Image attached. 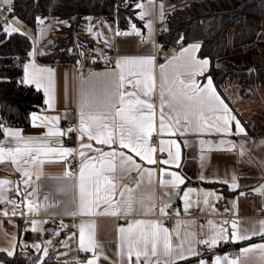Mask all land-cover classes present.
Segmentation results:
<instances>
[{
    "label": "snow or ice",
    "instance_id": "6c2138e0",
    "mask_svg": "<svg viewBox=\"0 0 264 264\" xmlns=\"http://www.w3.org/2000/svg\"><path fill=\"white\" fill-rule=\"evenodd\" d=\"M5 4L11 3V0H4ZM135 8L142 9L138 14L143 19L146 12L143 11V4H135ZM163 9V5H161ZM8 12L12 9L9 6ZM163 13L161 12V18ZM15 21L17 18L12 17ZM89 21L87 33L98 42L102 40L103 44L111 48V41L99 31H94L91 25V17H85ZM60 24H67V21H57ZM37 25H43L44 19L37 16ZM151 33V22L144 25ZM7 34L16 31L11 25H5L3 28ZM44 29L37 30V41L44 34ZM111 32V28H109ZM115 36H142L141 31L135 23L130 21L129 29L121 32L117 28ZM151 36L149 35L148 39ZM147 42V40H142ZM200 48L199 44H191L180 49L178 54L166 60L161 64L160 82H159V117L157 123L156 104L151 102L157 89V80L154 73V57L151 55L142 57H120L115 60L113 68H106L103 74H87V80L91 81L101 75L104 78V87L100 92L96 90L87 91L83 87L78 95V120L77 124L70 129L62 130L57 127L59 117L41 115L37 112L30 113L33 127H44L47 132L44 134L47 139L38 137H25L21 135L19 129L11 128L0 123V132L3 139L0 140V161L10 160L20 171L22 177H28L23 182L28 184L32 175V168L43 163L42 157L55 156L64 160L67 164V158L79 156V175L76 178L78 188V214L81 216H93L101 204L107 205L102 215L121 216L131 215L136 211V205L145 212H151L154 205L151 201L154 199L151 193H146L136 197L133 189H121L120 198L115 199L116 189L118 187L115 175L119 167L121 172L136 170L143 176L147 172L149 183L151 177L158 171L159 185L162 189L169 188L177 195L181 192L183 196L185 211L195 203L197 206L201 203L209 205L210 199L216 197V193L197 190L193 188H182L185 185L187 177L180 171L170 170L179 169L182 163V147H188V140L185 139L183 145L178 142V137H186L189 133L196 136L219 137L218 142L212 140L199 139L201 156L203 162L204 153L216 151H233L239 149L238 155H245V144L248 137L246 129L242 126L240 120L232 113L230 107L218 94L213 79L207 77V82L201 86L197 83L195 77L202 75L209 66L207 58L200 59L196 55V50ZM95 51V49H92ZM69 52L72 49H68ZM43 54V53H39ZM54 54V53H53ZM104 58L107 63L104 52L97 53ZM29 57L37 55L35 51H29ZM83 50H80V56H85ZM77 63H81L78 59ZM55 70L52 68L39 67L34 60H29L23 65V77L21 83L24 85H34L37 91H42L44 104L49 109L54 107L55 103ZM85 83L82 76L81 84ZM167 109V112L165 111ZM72 132L77 134L79 148L67 147L60 144L59 147L51 146L54 142L59 143V138ZM178 134V137H177ZM165 136L167 137L165 139ZM244 137L239 143L233 142L229 137ZM14 145V146H6ZM126 150V151H125ZM91 152L93 155H88ZM159 152L161 158L157 159L156 153ZM166 153V158L163 154ZM146 162L149 165L159 164L167 167L159 169H143L142 164L137 162ZM119 161V164H117ZM23 163L28 167L19 168ZM37 177L40 172L37 170ZM64 176L71 178L73 173L67 167ZM201 181L219 182L227 185L229 190L234 191L239 187L238 177L233 172L231 179L212 181L202 173L199 176ZM11 181L0 180V203L12 205V213L16 214V206L22 203L23 207L19 213L24 216L27 213L38 214L39 205L33 206L25 197L22 201L9 199L7 191H10ZM139 184V181H137ZM6 186H9L6 188ZM264 195V186L260 189H254ZM127 192V196L125 195ZM196 192L197 199H190V194ZM16 194L20 195L19 188ZM32 193H28L31 196ZM240 195H244L243 192ZM219 198V197H217ZM47 199V198H46ZM147 202V207L145 204ZM159 211L163 216L166 214L167 202L162 201ZM0 212L7 215L8 209H2ZM70 215H76L77 212H70ZM178 214V213H177ZM179 223V222H178ZM208 232L203 233V238L198 241L200 246L207 247L210 251L219 243L250 241L253 236H259L264 240V220L253 222L251 228L241 230L236 220L231 221V228L227 227L228 220L217 224L212 220L208 222ZM64 228L70 227L63 225ZM71 227H77L73 223ZM78 249L83 253H91L86 259H77L75 264H99L101 258L107 260L103 255L101 247L98 245L91 222H80ZM33 232L38 230V222L32 221ZM117 251L119 264H178L180 261H188L189 257H199L196 264H206V260L201 256L196 244H193L188 237L191 233H185L184 238L179 237V231L173 230L179 240L174 243L171 239L173 232L163 226L159 221L136 220L128 222L127 226H119L117 229ZM58 234V233H57ZM68 239L75 240V234ZM64 245V241L60 242ZM48 244L44 242L42 248L40 243L33 244L34 249L40 255L32 261V264H43L48 255ZM187 245V246H186ZM66 246V245H65ZM16 245L13 244L10 249H0L6 252L8 257L14 256ZM27 247V245H25ZM240 253L247 256L251 253H258L260 264H264V243H251L248 247H242ZM3 264V262H0ZM211 264H239V258L231 259L227 254L213 255Z\"/></svg>",
    "mask_w": 264,
    "mask_h": 264
},
{
    "label": "crops",
    "instance_id": "0c3cea01",
    "mask_svg": "<svg viewBox=\"0 0 264 264\" xmlns=\"http://www.w3.org/2000/svg\"><path fill=\"white\" fill-rule=\"evenodd\" d=\"M118 1L122 2V4H132V8L135 10L134 19L128 20L126 26L120 27L116 23L115 15L109 17L86 16L91 17V25L93 26L94 31H99L110 39L111 48H109L103 44L102 40L98 42L95 38L88 35L87 26L89 21L84 17L79 31L75 34V39L69 46V49L72 48V52H75L77 55V58L74 61L68 62L57 59L50 61L45 60L44 58L51 52L50 47L52 45H46L45 43L51 38L52 43L55 42L59 36L57 30L60 27L67 25L60 24L57 21L65 20L56 19L54 17L45 18L44 24L39 25L40 27H43L45 31L38 41L35 34L36 27L31 30H27L30 34L36 37L35 40L37 47L36 49L32 48V51H35L37 55L34 57H28L21 63V80L23 77V65L29 60H34L35 64L39 67L52 68L55 70L54 107L49 109L48 106L44 104L43 92L39 91L42 95L43 103L42 106L34 112L41 115L59 117L57 122V127L59 129L63 130V123L65 121H73L77 124V113L79 107L78 95L81 87L87 91L94 89L97 92H100L103 89L104 78L102 75L96 79H92L91 81L87 80V74L89 72L93 74H103L107 68L105 59L101 58L97 54L101 51L104 52L108 61L112 52L115 53L116 59L120 57H142L148 55L155 58L154 73L157 80V89L151 102L157 106L156 112L158 123L160 82L159 66L161 64H165L166 60L174 54H178L181 48L187 47L191 44H199L198 42H189L187 44H178L175 47H160L157 42V30L161 29L165 23L164 19L167 17L172 7L170 3L162 0ZM138 3L144 5L143 11L146 12V15L143 19H140L138 16L142 9L134 7V5ZM11 5L12 0L10 5L5 4L4 0H0V6L9 8ZM161 5H163V9H161ZM161 12L163 13L162 18ZM130 21L136 24L138 29L141 31L142 36L114 35L117 28H119L121 32L127 31L129 29ZM147 22H151V33L149 32V29L144 27ZM11 27L13 26L11 25ZM109 28H111V32L109 31ZM149 35L151 36L150 39H148ZM142 40H147V42H142ZM81 49L86 54L83 57L80 56ZM92 49H95V51ZM39 53L43 54L41 55ZM196 55L198 58L203 59V57L199 56V49L196 50ZM78 59L81 61L79 64L77 63ZM85 60L93 63V67L91 69H80L81 64ZM209 66L202 75L195 77L197 83L201 86L207 82V72L209 70ZM82 76L85 78V83L83 85L81 84ZM27 86L36 89L34 85ZM218 94L230 107L232 113L240 120L242 126L246 129L248 140L245 144V155L243 157L239 156L238 148L233 151L213 150L211 152H205L204 160L201 162L199 139L218 142L219 137L215 134L212 136L205 135L198 137L194 133H189L186 137H178L177 134L178 142L183 145L184 140L187 139L189 146L182 147L183 158L181 167L179 169H170L180 171L187 177L185 185L181 186L182 188L187 187L197 190L202 189L207 192L216 193V197L210 199L209 205H204L203 198L201 197V203L199 206L193 203L192 206L185 211L184 201L181 199L183 193L181 192L177 195L169 188L162 189L159 185L158 171L151 177L150 184L147 172H144L143 176H141L140 172L136 170L121 172L118 167L115 173L118 187L114 198L119 199L121 189L125 188L133 189L137 198L143 194L151 193L154 197L151 201L154 205L153 210L151 212H145L140 208V205L137 204L136 211L131 215H102L99 213L103 212L107 205L101 204L100 208L96 210V215L81 216L78 214V188L76 186V178L79 175L80 158L78 168L73 170L66 166L64 160L58 159L55 156L42 157L43 163L32 168V175L28 184L23 182L24 180H27L28 177H22L20 171L17 169V166H14L10 160L0 161V180L7 179L12 182L10 185L11 190L6 193L8 198L22 201L26 197L33 206L39 205L38 214L27 213L24 216H21L19 213L23 207L22 203H18L16 206V214L12 213V205L0 203V210L5 208L8 209L7 215L0 212V249H10L13 244L16 245L13 257H8L6 252L0 251V262H3V264H22L19 261H13V258L21 257L24 260L25 258L29 259L32 264V261L40 255V253H37L34 249L33 244L40 243L43 248L44 242L46 241H50V244L47 245L49 251L43 264H75L77 259H86L91 255V253H89L88 256H84V253L78 249V225L83 221L85 223L91 222L93 224L95 239L101 247L103 255L108 257L107 260L101 258L99 260V264H119V257L116 255V246L118 243L116 229L121 225L127 226L128 222H134L136 220L159 221L165 227V221L156 217V214H160L159 209L162 206V201L167 202V204H174V213L182 215V218L176 221V226L174 228H169L170 232H173L171 239L174 243H179L176 233L173 231L175 229L179 231V237L181 239L184 238L186 232L191 233L188 239L191 240L193 244H196L197 237L203 238L202 230L204 234H207V222L209 220H212L217 224L224 220H228L229 224L227 227L229 230L231 228L232 220H236L238 222L241 230L251 228L253 222L264 220V195H261L259 191L254 190L260 189L264 186V133H257L258 131H254L252 125L246 123V121L242 119V114L234 105V101L228 93H226V96L219 92ZM165 111L167 112V109H165ZM5 126L19 129L21 135L25 137H38L42 140L47 139V137L44 136L47 129L44 127H33L30 115L29 123L26 127H16L11 125ZM248 126H251L250 129ZM166 138L167 137L165 136V139ZM2 139L3 134L0 137V140ZM52 139L54 142L51 146L59 147L60 144L63 145L62 137L59 138V143L55 142V138ZM229 139L233 142L239 143L244 139V137L232 136L229 137ZM88 155H93V153L89 152ZM161 155L162 154L157 152V159L161 158ZM163 158H166V153L163 154ZM136 159L137 162L142 164L143 169L154 168L158 170L159 167H167L159 164L149 165L146 162H140L138 157ZM117 164H119V161H117ZM25 167L28 166L23 163L19 164L20 169ZM66 167L73 173L71 178L64 176ZM37 170L40 172L39 177L36 175ZM233 172L238 177L239 185V187L234 191L229 190L225 184L219 182H209L208 180L201 181L199 179V176L202 173L205 177L212 181L224 179L230 180ZM137 181H139V184H137ZM205 183L211 185L218 184L220 187L205 185ZM7 187L9 186H6V188ZM222 187H224V190L221 189ZM17 188H19L20 195L16 194ZM241 192H243L244 195H240ZM28 193H32V195L28 196ZM125 195L127 196V192H125ZM190 199L195 201L197 199V193H191ZM145 207H147V202ZM70 212H77V214L70 215L68 214ZM74 216L77 217V227H75L73 232L76 239H68L73 236V234H68L66 236H60L57 234L63 227L64 223ZM12 217H27L29 218L28 225L22 228L20 224L10 220ZM50 219L57 220L55 227L49 226L48 221ZM33 220L38 222V230L36 232L31 230ZM7 223H11L10 228L6 227ZM61 241H64V245L60 243ZM251 243H264V240H261L259 236H253L250 241H240L236 243L221 242L214 248L219 250L218 255L220 256L227 254L231 259L239 258V264H260L258 253H251L247 256H243L240 253V249L242 247H248ZM25 245H27V247H25ZM203 258L206 260V264H211V258ZM198 259L199 257H189L188 261H180L178 264H196Z\"/></svg>",
    "mask_w": 264,
    "mask_h": 264
},
{
    "label": "trees",
    "instance_id": "16d2710c",
    "mask_svg": "<svg viewBox=\"0 0 264 264\" xmlns=\"http://www.w3.org/2000/svg\"><path fill=\"white\" fill-rule=\"evenodd\" d=\"M172 5L167 18L157 35L162 48L178 44L198 42L199 56L209 60L207 76L213 79L216 90L226 96L227 86L242 80L248 85L245 93L251 94L253 82L264 77V37L258 34L264 21V0H162ZM118 0H12L9 13L15 22L25 30L37 26L36 17H54L67 21V25L57 30L58 42L51 48L45 60L74 61L75 52L69 46L79 31L86 16L109 17L115 15L120 27L134 19L132 4L125 6ZM0 20V123L16 127H26L30 113L37 111L43 103L42 95L33 87L21 83V63L29 56L33 45L22 32L16 30L7 34ZM231 31V46L238 48L256 43L257 60L252 66L243 61L239 66L225 61L222 56ZM58 48V49H56ZM54 53V54H53ZM252 69L250 74L245 72ZM242 84V85H243ZM249 129L251 126H248ZM2 132H0V137ZM218 186V184H208ZM221 189L224 190V187ZM22 264H31L29 259L13 258Z\"/></svg>",
    "mask_w": 264,
    "mask_h": 264
},
{
    "label": "rangeland",
    "instance_id": "374dc122",
    "mask_svg": "<svg viewBox=\"0 0 264 264\" xmlns=\"http://www.w3.org/2000/svg\"><path fill=\"white\" fill-rule=\"evenodd\" d=\"M121 5L125 6L127 4L121 3ZM2 24L3 26H5L7 23L2 22ZM38 27L43 28L38 25L36 26L35 28L36 37H37ZM231 36L232 33L230 31L228 34V43L224 50L222 58L225 61L232 62L237 66H239L243 61H246V63L250 64L251 66L255 64L257 60L256 53L258 50L256 43L238 48H233L230 42ZM263 37H264V21L262 23V28L258 34V40L262 39ZM56 42H58V38L56 39L55 42L52 43L51 47L54 46ZM243 83L242 80H238L237 82L235 80V83L233 81V84L229 86H227V84L224 85V91L225 93H228L232 97L234 101L233 102L234 105L239 109L240 113L243 116L242 119L245 120L246 123L252 125L253 130L256 132L258 131L257 133H264V77L252 83V85L250 86L251 94L245 93L244 90L246 89V87L249 88V86Z\"/></svg>",
    "mask_w": 264,
    "mask_h": 264
},
{
    "label": "built area",
    "instance_id": "2783aa9c",
    "mask_svg": "<svg viewBox=\"0 0 264 264\" xmlns=\"http://www.w3.org/2000/svg\"><path fill=\"white\" fill-rule=\"evenodd\" d=\"M0 20L4 23H7V24H10L12 25L13 27H15L18 31L22 32L23 34H25L32 42V45H33V49H36L37 47V44H36V40H35V37L30 34L27 30L23 29L20 25H18L9 15V12H8V7H5V6H0ZM168 20L167 17H165L164 21L166 22ZM161 33V29H158L157 30V34ZM115 60H116V55L114 52L111 53L110 55V58H109V61H111L110 63H107L106 64V67L107 68H113L115 66ZM75 67V66H74ZM93 67V63H91L90 61L88 60H85L83 61V63L81 64L80 66V69L81 70H88V69H91ZM76 70H77V67H76ZM76 125L75 122L73 121H65L63 123V130H67V129H70V128H73L74 126ZM62 143L64 146H67V147H73V148H77L78 149V140H77V134L75 132H72L68 135H65L62 137ZM78 163H79V157L78 155L77 156H71V157H68L67 158V164L66 166L68 168H71L73 170H76L78 168ZM174 210H175V207H174V204L172 203H169L167 204V207H166V214L165 215H161V214H156V217L159 218V219H162L164 220V224H165V227L166 228H174L176 226V221L180 218H182V215H178L176 213H174ZM10 220L20 224V226L22 228L26 227L28 225V220L29 218L27 217H12L10 218ZM76 220H77V217L74 216L70 219H68L64 225H69L70 227L68 228H64L62 227L59 231H58V234L60 236H66L68 234H73L74 232V229L75 227H71V225L73 223L76 224ZM49 223V226L50 227H55L56 224H57V220L56 219H50L48 221ZM6 227L7 228H10L11 227V223H7L6 224ZM202 239L201 237H197L196 238V244H197V247H198V251L199 253L201 254L202 257H208V258H211L213 259V255L216 254L218 255L219 253V250L214 248L212 249L211 251L205 247V246H200L198 244V241ZM89 253H84V256H88Z\"/></svg>",
    "mask_w": 264,
    "mask_h": 264
},
{
    "label": "water",
    "instance_id": "95a60500",
    "mask_svg": "<svg viewBox=\"0 0 264 264\" xmlns=\"http://www.w3.org/2000/svg\"><path fill=\"white\" fill-rule=\"evenodd\" d=\"M45 44H46V45H50V44H52V40L49 39ZM242 72H245L246 74H250V73L252 72V69L249 68L248 70H246V71H242Z\"/></svg>",
    "mask_w": 264,
    "mask_h": 264
}]
</instances>
